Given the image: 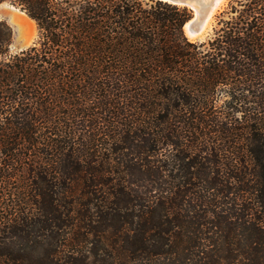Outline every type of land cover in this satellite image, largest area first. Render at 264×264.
I'll return each instance as SVG.
<instances>
[{
	"label": "trees",
	"instance_id": "obj_1",
	"mask_svg": "<svg viewBox=\"0 0 264 264\" xmlns=\"http://www.w3.org/2000/svg\"><path fill=\"white\" fill-rule=\"evenodd\" d=\"M8 1L0 264H264V0Z\"/></svg>",
	"mask_w": 264,
	"mask_h": 264
},
{
	"label": "rangeland",
	"instance_id": "obj_2",
	"mask_svg": "<svg viewBox=\"0 0 264 264\" xmlns=\"http://www.w3.org/2000/svg\"><path fill=\"white\" fill-rule=\"evenodd\" d=\"M226 2L227 0H223L220 10H222ZM220 10L216 12L215 16L210 22V25L205 29L206 31L204 30L205 33H203L201 36L198 35L199 37L194 40L202 39L210 32L214 24L215 17ZM0 20H5L12 27L13 38L11 43V51L15 52L22 48H26L36 40L37 27L35 22L12 2L7 0L0 3Z\"/></svg>",
	"mask_w": 264,
	"mask_h": 264
},
{
	"label": "water",
	"instance_id": "obj_3",
	"mask_svg": "<svg viewBox=\"0 0 264 264\" xmlns=\"http://www.w3.org/2000/svg\"><path fill=\"white\" fill-rule=\"evenodd\" d=\"M176 5L186 6L192 11L191 18L185 23L184 30L191 34H200L208 20L213 19L220 10L221 0H162Z\"/></svg>",
	"mask_w": 264,
	"mask_h": 264
},
{
	"label": "bare ground",
	"instance_id": "obj_4",
	"mask_svg": "<svg viewBox=\"0 0 264 264\" xmlns=\"http://www.w3.org/2000/svg\"><path fill=\"white\" fill-rule=\"evenodd\" d=\"M223 0H221L220 5L222 4ZM212 20V19H211ZM211 20H208L204 26V30L210 25ZM206 31V30H205ZM205 31L201 32L200 34H191L190 32H188L187 30L186 35L188 36V38H190V40H194L197 37L201 36L203 33H205ZM199 35V36H198Z\"/></svg>",
	"mask_w": 264,
	"mask_h": 264
}]
</instances>
